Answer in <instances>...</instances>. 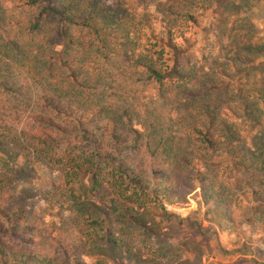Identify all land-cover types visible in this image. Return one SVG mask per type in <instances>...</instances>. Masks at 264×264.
Masks as SVG:
<instances>
[{
    "label": "trees",
    "instance_id": "obj_1",
    "mask_svg": "<svg viewBox=\"0 0 264 264\" xmlns=\"http://www.w3.org/2000/svg\"><path fill=\"white\" fill-rule=\"evenodd\" d=\"M259 1L0 0V264H52L33 247L24 215L7 209L16 188L11 148L56 172L53 193L66 190L74 199L77 183L92 193L105 186L101 200L116 233L150 257L165 255L158 216L186 220L204 234L200 222L167 213V182L182 169H197L188 179L204 182L217 200L230 201V191L250 195L247 221L264 220V40L253 41L248 17ZM206 10L212 17L199 21ZM193 26L224 46L214 51L204 38L191 47L185 34ZM189 48L196 52L181 61ZM140 88L150 89L147 101ZM159 157L178 165L157 167ZM219 172L245 177L224 187ZM92 213H85L88 255L100 241L118 247Z\"/></svg>",
    "mask_w": 264,
    "mask_h": 264
},
{
    "label": "rangeland",
    "instance_id": "obj_2",
    "mask_svg": "<svg viewBox=\"0 0 264 264\" xmlns=\"http://www.w3.org/2000/svg\"><path fill=\"white\" fill-rule=\"evenodd\" d=\"M255 5L248 12L250 23L253 25V41L257 38L264 40V0L256 2ZM17 10L21 12L20 9ZM243 16L244 11L242 10L239 18ZM211 17L212 14L206 10L199 17V21H204L205 18L209 21ZM235 24V26H240L238 22ZM194 30L197 31V35L194 34ZM200 30V27L193 26L185 34L192 44L189 43L191 47L204 44L206 42L204 38L212 41L211 48L214 51H217L221 45L224 46V40L221 37L218 36L212 40L213 37L209 30H204V33ZM195 40L198 41L197 45L193 44ZM176 41L186 44L179 38ZM188 51L178 55L181 61L196 52L194 48H189ZM241 53L253 56V53L244 50ZM218 55L221 56V64L224 65L227 61L225 55ZM235 63L238 68L246 65V62L236 61ZM230 73L233 75L236 72L230 71ZM137 77L134 76L138 79ZM138 92L143 101L151 97L149 88L144 91L140 88ZM253 134L254 131L251 132V135ZM8 155L10 165L16 172V178L13 181L16 188L13 202L11 206H7V209H17L24 215L25 223L30 227L33 236V247L40 256L49 258L52 264H250L245 261L246 258L264 260V254L258 252L259 249L264 251V220L256 216L254 222L247 221L254 213L252 208L254 206L250 203L254 198H250V195L236 196L235 192L230 191L234 193L231 198L228 196L227 199H231L230 201L227 202L225 198L217 200L214 192L204 188V182L197 183L191 178L188 179V176L194 177L197 174V169L189 172L182 169L178 171L177 178L172 176L173 178L167 182L169 187L167 200L171 202L167 213L200 222L204 227V234H200L186 220L177 224L173 215L169 216V220L168 217L158 216L155 219L159 228L157 235L160 241H164L159 245L163 246L165 255L155 253L150 257V251L140 247L135 241L129 244L128 236L127 239L116 233L118 228L113 216L108 213L101 200L109 194L105 186L96 193H92L88 192L86 187L82 190L77 183L74 199L66 190L53 193V184L57 181L56 172L43 163L33 161L30 155L22 151L11 148ZM164 160L163 158L156 160V166L166 165L164 164L166 160ZM166 162L171 163L173 170L178 165L172 163L171 160ZM233 176V178L232 176L226 177L224 173L219 172L217 179L222 186L226 187V184L231 181L236 179L241 181L245 177L241 173ZM210 195L211 199L207 200V196L210 197ZM263 195L264 192H261V196ZM76 198L79 199L77 202ZM76 206L79 208L82 206V209H76ZM86 212H93L98 229L103 233L104 231L112 232L119 241L118 247L115 248L100 241V246L88 255V246L83 245L87 239L83 234L88 229L85 222L88 219L85 217ZM83 222L85 228H82ZM130 245L131 251L135 255L139 252L141 259L145 262H135L130 258L127 252V247ZM222 249L239 252L229 254L224 253Z\"/></svg>",
    "mask_w": 264,
    "mask_h": 264
}]
</instances>
